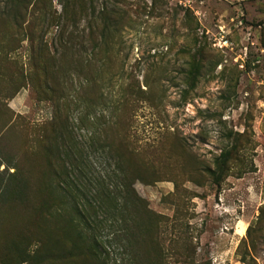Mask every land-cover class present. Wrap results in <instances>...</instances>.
Instances as JSON below:
<instances>
[{
	"label": "rangeland",
	"instance_id": "1",
	"mask_svg": "<svg viewBox=\"0 0 264 264\" xmlns=\"http://www.w3.org/2000/svg\"><path fill=\"white\" fill-rule=\"evenodd\" d=\"M61 126L140 200L99 257L38 212ZM0 264H264V0H0Z\"/></svg>",
	"mask_w": 264,
	"mask_h": 264
},
{
	"label": "trees",
	"instance_id": "2",
	"mask_svg": "<svg viewBox=\"0 0 264 264\" xmlns=\"http://www.w3.org/2000/svg\"><path fill=\"white\" fill-rule=\"evenodd\" d=\"M95 148L103 152L107 149L113 154L106 145L98 144ZM44 151L53 162L52 180L55 184L54 195L47 190L41 200L39 214H57L60 232L71 247L99 257L103 244L100 233L105 226L100 213L114 219L120 216L125 221L124 213L140 203L132 187L133 180L123 171L117 155L111 175L98 173L90 178L84 169L83 148L78 146L72 133L64 126L59 129L53 127L52 138ZM208 171L215 176V171ZM67 208L70 216L64 218L63 212ZM89 230L91 232L87 235Z\"/></svg>",
	"mask_w": 264,
	"mask_h": 264
}]
</instances>
